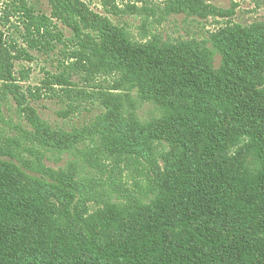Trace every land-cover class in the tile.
<instances>
[{
  "label": "trees",
  "instance_id": "trees-1",
  "mask_svg": "<svg viewBox=\"0 0 264 264\" xmlns=\"http://www.w3.org/2000/svg\"><path fill=\"white\" fill-rule=\"evenodd\" d=\"M211 1L167 0L164 13L219 14ZM48 2L51 16L28 0L7 3L30 48L65 47L44 86L80 95L74 77L103 78L94 93L105 112L69 132L27 105L34 161L12 153L16 137L0 141V264H264V26L136 40L82 0ZM16 44L0 28V80L18 92L9 48L33 58ZM138 101L158 115L138 118ZM78 146L80 162L44 163V151ZM109 160L116 199L103 200L81 169ZM122 163L140 172L133 189ZM89 201L101 203L92 211Z\"/></svg>",
  "mask_w": 264,
  "mask_h": 264
},
{
  "label": "rangeland",
  "instance_id": "rangeland-1",
  "mask_svg": "<svg viewBox=\"0 0 264 264\" xmlns=\"http://www.w3.org/2000/svg\"><path fill=\"white\" fill-rule=\"evenodd\" d=\"M11 0H0V28L6 33L7 39L16 41V46L27 50L32 55L33 60L26 57L24 53H18L11 47L10 53L15 58L12 60L13 72L18 85V92L14 89H8L6 83L0 80V141L7 137H16L22 146L12 148L13 154H19L22 159L34 161L35 157L28 149L33 146H27L28 141L24 138L23 131L33 132L24 108L28 105L33 107L40 117L49 122L54 128L71 131L74 128H80L93 123L99 116L105 112L97 87L101 83L106 88L109 83L100 78L96 82H87L82 77H74V81L81 88L82 94L66 95L60 89L55 87L51 91L44 82L47 72H57L58 61L63 60L62 54L65 49L60 45L55 52L45 54L38 50L30 48L29 44L21 37L20 32L24 30L22 19L13 10H8ZM30 5L38 11L51 16V7L48 0H28ZM92 11L103 16H107L114 24L124 26L129 30L136 40H141L146 35H158L164 40L176 42L182 40H203L207 39L211 33H214L229 24H239L241 26H250L260 24L264 26V0H212L210 3L216 8L219 14H210L204 18L200 16L182 14L166 15L164 9L167 0H82ZM113 5L119 9H114ZM63 29L66 37H71L68 29ZM13 44V42H12ZM14 45V44H13ZM15 47V46H14ZM216 66L220 64V57L216 56ZM25 72V73H24ZM95 89V91H93ZM82 92V91H81ZM22 95L26 99L25 104H21ZM76 108H72V106ZM138 118L148 120L153 114L158 115L155 107L150 103L138 101V108L135 110ZM38 147V146H36ZM39 148V147H38ZM72 149L65 153H60L54 149L46 150L44 163L53 169L66 168L72 161L82 160L79 153L83 148ZM43 151V150H42ZM112 160L105 161V168L102 170L91 168L88 164H82L81 174L85 179H92V188H95L97 196L103 200L113 196L111 192V182L114 178L112 172ZM126 163L121 164L123 174L126 178L123 186L133 189L134 182L141 180L140 172L134 167H126ZM101 203V202H99ZM89 201L90 209L96 210L100 204Z\"/></svg>",
  "mask_w": 264,
  "mask_h": 264
}]
</instances>
